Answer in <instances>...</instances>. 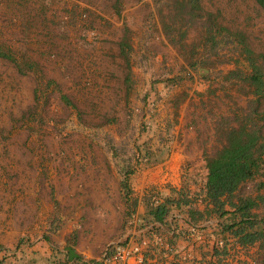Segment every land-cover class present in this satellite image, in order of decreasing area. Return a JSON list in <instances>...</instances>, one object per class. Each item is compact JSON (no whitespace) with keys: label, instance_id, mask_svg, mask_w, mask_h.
I'll use <instances>...</instances> for the list:
<instances>
[{"label":"rangeland","instance_id":"rangeland-1","mask_svg":"<svg viewBox=\"0 0 264 264\" xmlns=\"http://www.w3.org/2000/svg\"><path fill=\"white\" fill-rule=\"evenodd\" d=\"M185 2L0 0V246L19 245L42 263L61 257L77 230L79 246L102 258L133 229L135 174L182 159L179 175L192 172L194 183L204 176L190 172L199 160L207 173L225 162L230 141L217 121L257 98L232 71H254L238 36L219 35L216 47L200 22L242 32L264 72V8L201 0L199 18L188 22L180 16ZM13 3L20 6L10 14ZM167 25L181 46L170 43ZM260 99L262 118L264 93ZM178 150L189 156L170 159ZM146 151L166 152L152 162ZM260 180L238 194L257 198ZM244 254L245 261L234 252L237 264H264V243Z\"/></svg>","mask_w":264,"mask_h":264},{"label":"trees","instance_id":"trees-1","mask_svg":"<svg viewBox=\"0 0 264 264\" xmlns=\"http://www.w3.org/2000/svg\"><path fill=\"white\" fill-rule=\"evenodd\" d=\"M201 0H186L180 16H184L188 22L199 18L197 9L201 8ZM264 8V0H256ZM204 26L208 39L214 42L217 47L225 35H235L239 37L246 53L247 60L253 68V73L249 76L232 71L233 76H239L248 80L255 86L257 98L250 100L247 107L240 108V111L233 116H222L218 121V130H225L230 141V148L227 152L225 162L216 170H210L206 176H195V188L190 187L191 173L185 174V185L180 189L170 187V195L162 199L158 192L157 200H153L155 193L146 194V199L151 205L148 212V223L160 220L163 222L165 214L174 208L186 207L189 210L188 221L196 223L209 219L216 215L223 231L229 232L236 240L249 246L258 242L264 243V216L257 214L256 209L260 207V202L264 203V191L257 198L249 195L238 194L241 184L255 179L260 175L257 186L264 190V112L262 118L258 115V103L261 102V94L264 93V72L263 65L254 58V51L240 31H232L222 24H215L211 20L200 22ZM172 26H164V31L170 41L175 46H181V39H176ZM206 76V75H205ZM67 100V98L64 96ZM68 101V100H67ZM115 152V147L110 144ZM166 151H161L159 155H152L153 152L146 151L145 159L157 162ZM204 159V158H203ZM205 161V159H204ZM206 168L208 164L206 161ZM122 188L129 193L128 180H121ZM203 202L204 208H200L197 202ZM129 215L136 211L137 200L129 203ZM58 225L52 231H56ZM78 231L73 230L66 238V245L59 250L62 255L56 258L49 257L46 262H38L36 257L19 251V245L15 247L0 246V264H105L103 258L86 259L77 249ZM228 241H224L223 253L227 252Z\"/></svg>","mask_w":264,"mask_h":264},{"label":"crops","instance_id":"crops-1","mask_svg":"<svg viewBox=\"0 0 264 264\" xmlns=\"http://www.w3.org/2000/svg\"><path fill=\"white\" fill-rule=\"evenodd\" d=\"M16 4L20 6L18 3L11 4V8L9 9L10 14L12 13V8ZM184 156H189V154H186V151L178 150L171 153L170 159L174 158L177 160V158ZM201 163V160H199L197 163L198 166L195 167V165H193L190 170L197 173L195 169L198 168L197 170L204 171V176H206V168H203ZM181 164L182 159L179 160L178 164L174 165L166 164V162L155 164L135 174L133 184L135 187L134 189L138 191L135 193L137 195L135 197L137 200L136 210L140 214L141 221L138 226L139 229L136 227L135 230L134 228L131 230L134 232L132 244H137L141 247L145 255V260L143 263H140L138 261V255H134L129 258V264H225L223 243L224 241H229L231 235L229 232L221 229L219 224L220 219L216 215H212L208 223L200 220V222H202L200 229L202 237L196 240L189 239L186 234L190 225V221H188L189 210L186 207L174 208L169 213L165 214L163 218V227L161 226L158 229L147 227V216L151 209V205L146 199V192L140 189L158 181H165L164 183L162 182V185H159L156 191L162 199L166 198L171 193L170 187L180 189L185 185L186 181L179 175L181 172L179 169L181 168ZM190 183L191 188L196 187L195 183ZM204 204L203 202H197L200 208H204ZM176 211H181L184 219L182 218L180 221L181 230L173 235L169 232L168 226L171 214ZM77 249L86 259H101V256L95 255L91 249L83 250L79 246V243H77ZM189 253H193L194 258H190L188 255Z\"/></svg>","mask_w":264,"mask_h":264},{"label":"built area","instance_id":"built-area-1","mask_svg":"<svg viewBox=\"0 0 264 264\" xmlns=\"http://www.w3.org/2000/svg\"><path fill=\"white\" fill-rule=\"evenodd\" d=\"M155 193V195L152 196L153 200H157V195H156V191L154 189H150L147 190L146 193ZM201 202V201H200ZM129 223L133 225L134 230L139 229V224L141 221V217L139 212L136 210L134 212H132L129 216ZM183 218V214L181 213V211H176L174 213L171 214L170 216V222H169V232L171 234H176L177 232H179L181 230L180 227V221ZM184 219V218H183ZM210 220H204L203 222L208 223ZM163 227V222L160 220H155L154 222L148 223L147 227L148 228H159V227ZM202 226V222H190L189 225V229L187 231V236L189 237V239H197V238H201L202 234L200 233V229ZM137 231V230H136ZM133 234L134 232H126L124 234V240L123 238H119L116 242L112 243L110 248L108 247L105 252L103 253V260L105 262V264H129V258L131 256L134 255H138V261L140 263H143V261L145 260V255L144 252L141 250V247L137 244H132L133 241ZM250 245L249 246H244L242 244H240L236 238L234 236H231L229 238L228 241V245H227V252L225 254V262L227 263H235L237 264V261L234 258V252L240 250V257L241 259L245 258V254L244 252H246L247 250H249ZM190 258H194V254L193 253H189L188 254ZM213 255V254H212ZM245 261V259H244ZM247 264V263H246Z\"/></svg>","mask_w":264,"mask_h":264}]
</instances>
